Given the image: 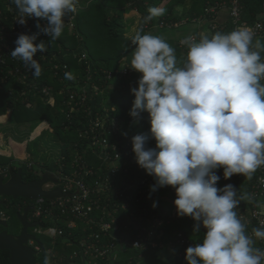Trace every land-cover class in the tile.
Listing matches in <instances>:
<instances>
[{"label": "clouds", "instance_id": "9594fccd", "mask_svg": "<svg viewBox=\"0 0 264 264\" xmlns=\"http://www.w3.org/2000/svg\"><path fill=\"white\" fill-rule=\"evenodd\" d=\"M13 3L17 23L24 25L28 18L46 21L36 26L51 43L62 35L79 0ZM148 11L146 21L163 13L155 7ZM142 31L132 38L130 67L141 76L138 87L131 89L135 99L130 115L138 121L146 111L150 117L156 146L147 147L145 135L132 138L138 165L156 180L150 194L158 187L172 186L177 215L195 221L194 233L200 232L201 225L206 229L202 243L186 249L187 264H262L264 250L253 247L235 211L245 197H238L232 184L217 187L221 177L216 170L222 167L226 180L234 174L250 178L264 165V85L260 83L264 62L259 51L264 44L256 40L253 45V33L245 27L211 37L201 34L198 42L187 37L180 41L188 51L179 67L173 47L162 37ZM37 39L38 34L22 33L11 52V57L34 70L35 78L42 69L34 56L46 51V44H37ZM65 76L71 78L70 73ZM252 233L264 239V227L253 228Z\"/></svg>", "mask_w": 264, "mask_h": 264}, {"label": "trees", "instance_id": "16d2710c", "mask_svg": "<svg viewBox=\"0 0 264 264\" xmlns=\"http://www.w3.org/2000/svg\"><path fill=\"white\" fill-rule=\"evenodd\" d=\"M181 1L118 0L116 2V0H109L107 5L117 9L114 17H109L106 12L101 14L100 11H103L106 6L100 5L98 12L94 13L97 17L92 16V19L85 24L82 17L85 11L78 12L75 19L79 30L74 35L70 36L65 27L62 35L50 43L51 38L49 36L40 31L37 33L38 37L43 38L45 36V39H48L45 51L47 56L45 57V64H41V75L39 78L34 77L37 79L38 87L35 89L34 87H28L23 82L14 81L15 78H11L6 83L0 80V101L9 99L10 109L6 112L10 114V118L14 119L17 127L28 125L31 128L33 121L44 122V124L50 126L57 133L56 137L60 142V150L58 151L56 160L51 165L48 163L43 164L44 170L53 171L57 175H60L61 172L70 174L76 164H81V162L75 159L77 156H81L82 160L87 163L88 168H94L95 170L105 162L103 157H101L103 155L100 154L103 152L101 146L99 147L98 143L93 145V141L100 137L99 131H87L91 116L83 108H76L74 111H71V107L75 106L74 103L78 101L77 97L71 102V92L80 94L86 89L88 84L92 85L88 90V94L90 95L88 102H93V104L99 106L95 111L101 112L105 107H108L110 116L118 119L120 127L118 134L114 135L103 132V136L107 137L110 142H114L117 139L124 141L125 138H129L132 140L136 135H145L148 137L147 147L154 148L156 146V141L150 132L149 114L146 111L143 112L138 121L130 115V110L135 99L131 89L138 87L137 82L141 73H120L121 64L131 66L130 62L134 50L132 44L134 36L131 38L124 37V18L128 13L135 12L138 15L137 31L142 29L141 34H144L147 28L153 26L159 27L162 22L175 24L185 18L188 21H192L200 16L212 19L213 15H210L207 9L212 7L217 9L219 4L222 3V0H185L186 2L189 1L187 2V6H183V10L178 11ZM263 2L264 0H240L242 19L248 23L262 19L264 17ZM161 4H166L163 13L155 15L151 20L146 21L145 17L149 15L148 10L153 7L158 8ZM39 22L46 24V21L43 19H40ZM36 23L33 22L32 26ZM92 25L96 26L94 34L89 33L88 30V26L91 27ZM165 27L162 26L161 28ZM34 30L35 28L29 30V35L35 34ZM231 30L232 24L229 20L226 24H220L212 31L214 35L216 32L230 33ZM36 43L38 44L37 41ZM83 53L87 54L85 59H82L81 55ZM52 55H56L57 59H54ZM176 58L177 66L182 67L187 55L183 58L176 56ZM55 63H67L72 80L66 78L62 70H60V75H58L53 68ZM108 71L111 72L110 75L107 74ZM33 72L34 70L31 69L32 76H34ZM29 80L32 82V79ZM260 83L264 85V81H260ZM97 92H99L98 95ZM51 98L55 99L53 105L50 103ZM86 132L88 135L83 137ZM30 133V131H27L25 134L28 137ZM118 145L121 146V144ZM126 148L131 150L130 157L134 164L122 162L119 171L112 176V183L117 188L118 193L114 189L104 193L101 192L105 195L102 205L109 204L105 211V218L108 221L115 219L112 230L114 231L115 227H118V230H120V233L102 232L101 242L113 241L119 244L117 251L119 256L116 258L112 253L98 258L89 256V259L96 264H176L179 261L176 234L182 232L196 242L202 243L204 232L206 231L201 225L200 232L194 233L193 226L195 221L191 217H180L176 213L167 219L168 222H165L157 229L156 234H159V236H154V239L158 242L156 247L144 244L142 248H132L128 246V243H124V241L131 242L139 238V234L147 236L148 233L143 232L144 226L150 229L149 225L145 222L147 215L145 210L148 203L144 199H141L140 193L137 192V189L141 188L140 181L142 177L147 173L137 163L133 144L126 145ZM17 161L19 160L0 154V165L3 168H7L8 166L15 167V162ZM30 161L32 162V160ZM19 162L23 165L25 161ZM20 168L22 169L23 177H27L28 180L40 177V172L35 170V166L32 168L27 166L26 171L22 166ZM221 169L216 170L217 174L220 173ZM236 177L240 181V174H237ZM93 179L92 176L87 177V181L91 184H93ZM222 183L220 179L217 187H223ZM239 186L244 187V184ZM173 191L174 188L172 186H165L158 187L151 194L154 198L153 204L154 202L159 204V208L158 206L155 207V214L161 215L159 201L162 194ZM116 193L120 197L115 198ZM107 196L114 199L116 212H114L112 203H108ZM242 196L245 195L243 194ZM174 198H177L176 194H174ZM21 200L25 201L24 207L27 206L26 203L33 202L23 198L13 199V201H16L15 204ZM5 205L8 206L6 203ZM0 207H4V205H0ZM96 212L98 211L95 210L94 213ZM107 213H111V215ZM57 215L58 212L56 211L53 218L40 217V221L43 226H47L48 228L61 227L64 230V240L62 238L61 241L53 242L54 246L50 249L40 240L44 248L37 253L35 264H44L48 253L51 256L48 264H63L64 260L69 258L72 251L78 252L79 246L77 244L80 241L85 240L86 242L90 233L100 232L97 227L91 229L85 223H80V228L71 231L67 228L68 219L63 215V217L58 218ZM242 223L245 224L246 233L255 226V223L249 220ZM13 225V230L17 231L18 226L16 223H13ZM82 228H86V231L82 230ZM113 234L119 236L114 238L112 237ZM119 237L123 240L121 241ZM65 239L68 241L65 242ZM92 240L96 241L95 238ZM69 241L72 243H68ZM170 242L173 243V246L170 245ZM0 264H10L9 250L0 249Z\"/></svg>", "mask_w": 264, "mask_h": 264}, {"label": "built area", "instance_id": "2783aa9c", "mask_svg": "<svg viewBox=\"0 0 264 264\" xmlns=\"http://www.w3.org/2000/svg\"><path fill=\"white\" fill-rule=\"evenodd\" d=\"M264 9V2H263ZM79 12V8L77 7L76 13L68 14V18L66 20V28L68 25H71L74 19L77 17ZM207 12L210 15H213L211 20V28L212 30L216 29L220 24L215 21V12L216 9L214 7L207 9ZM18 18V9L16 5L13 3V0H4L0 1V80L1 82H9L11 78H15L14 81L23 82L28 87H38L37 79L32 76L31 69L25 67L22 61L19 58L11 57V52L15 49L17 40L20 34H29V30L35 28V25L32 26L33 22H39L40 18H28L27 23L21 25L17 23ZM230 21L232 24V30H236L240 27L248 28L253 33V38L260 37L264 35V17L260 20H256L253 23H248L242 19L241 15V3L240 0H230ZM161 26H173V24H167L162 22ZM196 40L195 37H193ZM82 59L87 57L86 53H83ZM44 53L37 54L34 56V59L40 61L42 65L45 64ZM57 59V57H55ZM54 58V59H55ZM121 74L127 73H135L137 71L133 70L126 64H121ZM54 70L58 75H60V70L62 73H69L67 63H55L53 65ZM111 74L110 71L107 73ZM93 77V76H92ZM32 79V82L29 80ZM72 80V77L69 78ZM264 81V78L261 79V82ZM34 83V84H33ZM91 84L86 86V89L77 94L76 92H71V102L78 97V101L74 104L75 106L71 107V111H74L76 108H83L88 115L91 116L88 130L87 131H99L100 137H98L95 141H93V145L98 143L99 147L103 149V152L100 153L103 156L105 162L99 166L97 170L94 168H88L87 163L82 160L81 156L75 157L78 162L81 164H76L74 166L73 171L70 174L61 172L60 175L55 176L58 178V182L56 187H60L62 192L69 194L68 196L57 197L53 200H48L44 197L37 199L36 202V210L35 215L44 218H53L55 212H58V218L65 216L67 221V228L71 231L76 228H80V223H85L88 227L93 229L97 227L100 232H92L88 235L87 240H82L77 244L79 246L78 252L72 251L69 255L68 259H65L63 264H96L89 259L90 257H105L108 254H112L119 249V244L114 243L113 241L101 242V233H120L118 227L113 229V223L115 219L108 221L105 218V211L107 205H102L103 197L105 195L104 192L114 189L117 193V188L112 183V176L116 174L121 168V163L134 164L130 153L131 150L126 148V145L132 144V140L129 138H125L122 140H115L114 142H110L109 139L103 136V132H108L111 134H118L120 131V127L118 125V119L112 118L109 113V108L105 107L101 112H96L95 110L99 106L93 104V102H88V98L90 95L88 94V90L91 87ZM96 88V86H95ZM48 93V91H47ZM91 94V93H90ZM99 92H97V95ZM55 102L54 98L50 99V103L53 105ZM88 133L86 132L85 136ZM95 138V137H94ZM122 142V143H121ZM118 144H121L119 146ZM113 152V153H112ZM36 165L35 161H29L28 167L32 168ZM222 168V167H221ZM221 177L222 186L226 184H232L238 192V197L245 195V199L241 201L238 208L235 209L237 211L238 218L241 219L242 222L249 220L250 222H254L257 227H264V165L260 166L255 172H253L249 177L241 176L240 181L237 180V174H234L230 179L223 178V168L218 174ZM92 176L93 184L87 181V177ZM156 183L155 177L149 174H146L142 177L140 181V187L137 189V192L140 193V198L144 199L148 206H146L145 213L146 215L145 222L149 225V228H145L143 232L148 233L147 236H142L139 234L137 239H134L128 243L129 247L132 248H142L144 244L150 245L152 247H156L158 242L154 239V236L157 235L156 231L159 227H161L165 222H168L167 219L163 217V215L155 214V207H153V196L150 194L151 186ZM244 187H240L239 185H243ZM52 188V189H54ZM103 192V193H101ZM116 193V197H120L119 194ZM108 203H112L114 207V212L117 211L116 203L113 201L112 197H106ZM98 211L94 213V211ZM161 213V212H160ZM111 215V213H107ZM63 215V216H62ZM203 227V225H202ZM204 228V227H203ZM252 228V229H253ZM252 229H250L246 234L251 236L254 243V248H260L264 250V239L256 238ZM48 234L53 237L54 242L64 240V230L61 227H49ZM82 230L86 231V228H82ZM206 231V229L204 228ZM70 231V233H71ZM141 232V233H143ZM117 234H113L112 237L116 238ZM159 236V234L157 235ZM95 238L96 241L92 239ZM91 239V240H90ZM122 241L123 239L119 237ZM68 241L65 239V242ZM68 243H72L69 241ZM86 243V244H85ZM99 243V244H98ZM199 242H196L194 239L184 235V233L179 232L176 234V246L178 247V257L179 261L176 264H187L185 259L186 257V249L189 246H195ZM162 245V244H160ZM170 245L173 246V243L170 242ZM85 247V248H84ZM38 252L41 251V247H37ZM262 264H264V260H262Z\"/></svg>", "mask_w": 264, "mask_h": 264}, {"label": "rangeland", "instance_id": "374dc122", "mask_svg": "<svg viewBox=\"0 0 264 264\" xmlns=\"http://www.w3.org/2000/svg\"><path fill=\"white\" fill-rule=\"evenodd\" d=\"M0 1H4V0H0ZM108 1L109 0H79V3L77 4V7L79 8V13L85 11L84 15L82 16L84 20L83 23L85 24L87 23V21L91 20L92 16L97 17L94 13L98 12V7L100 5L106 6L104 7L103 11L102 10L100 11L101 14L103 12H106V14L109 17H114L117 9L111 7L110 5H107ZM116 2H118V0H116ZM187 2L185 0H182L180 4L186 7ZM134 15H135V12H132V13L130 12L124 18L125 30H127V33H128V30H130V28L126 27L127 23H130L129 25H131V23L135 22L133 24L137 28L136 31L138 30V15L137 14L135 15V18L137 17L136 21H135V18L133 17ZM37 23H40V22H37ZM37 23L35 24V30H34L35 34H37L40 31V29H38L36 26ZM40 24L44 25V23H40ZM95 27H96L95 25H92L91 27L88 26L89 33L94 34L96 32ZM159 27H161V25ZM66 29L70 36L76 34L77 30H79L76 19H74L72 24L68 25ZM127 36L128 35L125 34L124 32V37H127ZM128 38H131V37H128ZM41 41L47 44L48 39H45V36L43 38L38 37L37 42L40 43ZM40 53H44L47 56L45 51L40 52ZM52 57L55 58L57 56L52 55ZM0 100H1V97H0ZM9 103H10L9 99L0 101V141L2 143H5L6 145L4 150H2V152L0 153L2 155L10 157V155L12 154V150H13L12 142L13 143L15 142L16 154L14 156L17 159H19V161H25L24 162L25 164L23 163L24 166L19 161L15 162V167L20 168L22 166L24 170L26 171L27 170L26 167L28 166L27 162L32 160V161H35L37 165L35 166V170L38 172H41L42 174L45 172L43 164L48 163L49 165H51L56 160L58 151L60 150L61 146H60V142L58 141V138L56 137L57 133H55L51 129L50 126L43 124L42 122H37V121H33L31 123V128L28 125L27 126L21 125L17 127V125H15L14 123V119L10 118V114L6 112V111H9L10 109ZM3 112L5 113L3 114ZM27 131L31 132L28 137L25 134ZM62 135H64V133H62ZM6 151H8V154ZM55 186H56L55 183L48 182L47 184H45V189L49 190V189L54 188ZM174 194H176L175 189L171 193H168V192L164 193L160 197L161 199L159 201L160 207L161 208L163 207L164 210H167L172 215H175L177 213V209L174 204V200H175ZM10 202L11 203L8 204V206L0 207V210H3L6 213V215L9 218H11V221H14L15 223H17L18 221L17 213L18 212L16 208H14V206H16L15 204L16 201L11 200ZM156 204L159 208V204L158 203ZM161 208L160 210H162ZM30 230L33 233H37L38 237L46 245L47 248L50 249L54 246L53 237L47 233L49 231L47 226L31 228ZM48 254H47V258L49 260L51 256ZM113 254H114V257L118 258L119 253L117 251L114 252Z\"/></svg>", "mask_w": 264, "mask_h": 264}, {"label": "water", "instance_id": "95a60500", "mask_svg": "<svg viewBox=\"0 0 264 264\" xmlns=\"http://www.w3.org/2000/svg\"><path fill=\"white\" fill-rule=\"evenodd\" d=\"M52 182L57 184L58 178L52 172L40 173L38 179L29 182L23 181L22 169L9 168V179L4 182L0 175V196L12 197L13 199L23 198L29 201L44 197L53 200L57 197L68 196L62 192L60 187L51 190L45 189V184ZM4 201L0 199V204ZM33 210L32 205H27L22 213H18L22 230L20 234L14 236L7 231L0 233V249L10 251V264H35L38 251L29 245V240L33 239L43 249L44 245L37 240L34 235H30L29 228L36 227L40 222L30 223L28 213ZM0 226L8 227V221L0 218Z\"/></svg>", "mask_w": 264, "mask_h": 264}, {"label": "crops", "instance_id": "0c3cea01", "mask_svg": "<svg viewBox=\"0 0 264 264\" xmlns=\"http://www.w3.org/2000/svg\"><path fill=\"white\" fill-rule=\"evenodd\" d=\"M158 8L164 10L166 8V4L165 5L161 4ZM179 10L180 11L183 10V5H179L178 11ZM135 15L133 16L134 18H135ZM136 20H137V17L135 18V21ZM229 20H230V0H222V3H220L216 9L215 21L218 24H226L227 22H229ZM133 23H131V25H129L130 23L126 24V27L130 28V30H128V33H127V30H125V34L128 35L127 37H133V35L137 32L136 31L137 28L135 27ZM210 23H211V20L207 17L200 16L199 18H196L192 21H188V19L185 18L182 21L173 24V26H169L165 28H161L162 26L161 27H156V26L149 27L145 30L144 34H151L153 36L162 37L171 47L175 49V55L178 57L181 56L183 58L185 55H187L188 48L186 45H182L180 41L187 37H195L196 38L195 42H198L201 37V34H206L209 37H211L213 35V31H212ZM256 40H259L261 41L262 44H264V35L253 38V45H255ZM253 50H257V49L253 48ZM259 51L261 55V61L264 62V50H259ZM42 123L44 124V122ZM12 144H13V150H12V154L10 155V158L17 159L14 156L16 154L15 142L14 143L12 142ZM5 146H6L5 143H2L0 141V152L4 150ZM6 152L8 154V151ZM240 175L243 176L242 174ZM161 209L162 210H160V212L165 219H169V217L173 216L167 210H164L163 207Z\"/></svg>", "mask_w": 264, "mask_h": 264}, {"label": "flooded vegetation", "instance_id": "af4514ba", "mask_svg": "<svg viewBox=\"0 0 264 264\" xmlns=\"http://www.w3.org/2000/svg\"><path fill=\"white\" fill-rule=\"evenodd\" d=\"M9 168H11V166H8L7 168H3L0 165V175L3 177L4 182H6L9 179ZM13 168L18 169L16 167H13ZM22 175H23V173H22ZM32 180H34V179H32ZM32 180H28L27 177H23V181L24 182H29V181H32ZM49 190H51V189H49ZM0 199L4 201V203L3 204H0V205H4V206H7V205H5V203L6 204H10L11 203L10 201L13 200L12 197H6V196H0ZM32 201L33 202H31V203H26V205H32L33 206V210L28 213L29 222L30 223L40 222L38 226L32 227V228L42 227L43 224L40 221V218L35 215V210H36V202L35 201L36 200H32ZM23 204H25V201L24 200L23 201L21 200V203H20V201H18L16 203V206H14V208H16V210H17L18 213H22L23 212V210L25 208ZM17 206H19V207H17ZM0 218L1 219H5V220L8 221V227H2V226H0V233L3 232V231H7L9 234H12L14 236H17L18 234H20V232L22 230V225H21V222L19 221V219H18V221L16 223V225L18 226V230L17 231H14L13 230V226H14L13 223H15V222L14 221H11L10 218L6 215V213L3 210H0ZM30 229L31 228L28 229L29 234L30 235H34L36 237V239L40 241V238L38 237L37 233L31 232ZM29 245L31 247H33L34 249H36V250H37V247H40L38 245V243L36 241H34L33 239H30L29 240Z\"/></svg>", "mask_w": 264, "mask_h": 264}]
</instances>
